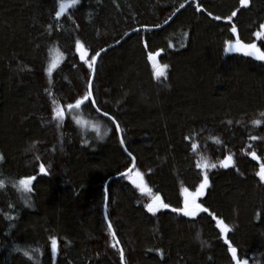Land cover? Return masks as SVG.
Listing matches in <instances>:
<instances>
[{
    "label": "trees",
    "instance_id": "16d2710c",
    "mask_svg": "<svg viewBox=\"0 0 264 264\" xmlns=\"http://www.w3.org/2000/svg\"><path fill=\"white\" fill-rule=\"evenodd\" d=\"M187 1L63 0L57 18L60 0H0V264H121V249L123 264H233L229 244L264 264V61L225 51L233 26L264 51V0ZM118 41L97 58L95 103L68 109ZM200 152L217 166L197 168ZM205 173L209 212L173 211ZM153 195L169 207L148 212Z\"/></svg>",
    "mask_w": 264,
    "mask_h": 264
},
{
    "label": "snow or ice",
    "instance_id": "6c2138e0",
    "mask_svg": "<svg viewBox=\"0 0 264 264\" xmlns=\"http://www.w3.org/2000/svg\"><path fill=\"white\" fill-rule=\"evenodd\" d=\"M75 2H76V0H72L73 4ZM240 2H241L242 5L247 6L249 0H240ZM68 6L69 5H66L63 2V0H60V2H59V10L56 11V13H55L56 17L59 18L65 12V10H66V8ZM181 7H183V5H181ZM236 15H237L236 12H232L231 16L227 17V19L231 20ZM216 19H219V17H216ZM157 27H159V25H157ZM259 28L261 30L257 31L255 33V35L257 37H264V23H261L259 25ZM232 32L233 33L236 32V27L235 26L232 27ZM76 46H77V49L79 50V48L81 47L80 41H76ZM225 51H229V52H231V51L243 52V53H245L248 56H255V58L257 60L264 61V51H260V49L257 48L256 44H254V43L242 44V43H240L239 40H237L235 46H233L230 42H228L227 46L225 48ZM148 58H149V60H153V61L155 60V57H153L151 54L149 55ZM92 59L95 60L96 57L93 56ZM153 67L155 69V71H154V76L155 77L158 78V77L164 76L166 74L167 65H164L163 67L158 68V67H156V65L154 63ZM89 68H92L91 64H89ZM47 71L51 72V68L47 69ZM90 86H91V79H89V90L85 92L83 97H81L79 99H76L74 105L73 104H69L67 106L68 109L79 108L81 105L85 104L86 102L90 103V104H94L95 103V101L92 100V98H91L92 97V92H91ZM53 103H55V101H53ZM63 115H64V113H63L62 110L54 109V117L55 118L62 117ZM261 115L264 116V113H261ZM253 123L259 124L260 121H258V120L257 121H253ZM116 130L117 131L120 130L118 125H117ZM106 134L107 133L105 132V135ZM253 139H255V138L253 137ZM121 143H123V140H121ZM193 147H195V145H193ZM129 155H131V153H129ZM219 163H220V166H222L224 168H228L229 165L232 163V157L231 156H226L224 158V160H221ZM196 166H197V168L202 167V165L200 163H197ZM216 166H217L216 164H210L209 165L207 163H205L203 165V167H205V168H215ZM39 171L41 173H45V167H44L43 164H40ZM140 175L141 174L139 172L136 173V177H140ZM259 176H260V179L262 181H264V165H262V171L259 173ZM32 179H33V177H31V176H29L27 178L20 179L18 181L19 187L24 189L25 191H30L29 184L32 181ZM2 183H3V181H0V184H2ZM133 183L136 184V186L138 188H140V190L142 192H149V194H151L150 190H148L144 186L142 180H141L140 183H137L136 180H133ZM208 186H209V179H208V175L205 173L204 176H203V179L201 180L199 186L196 188L195 191L189 192V190L187 188H182L181 189V194L184 196V207L183 208H178V209H173V211L182 212L183 215L187 216V217L196 216L197 213H208L209 209L207 207H202V205L200 203H197V198L205 196V190L208 188ZM152 200H153V203H149V204L146 205L147 210L150 213L154 214V213L157 212V210H158L157 205H159V208H168L169 207V205L167 203H163L161 201V197L159 195H153L152 196ZM217 226L220 228V231L222 233H226L229 230L228 226L223 221H219L217 223ZM108 229H109V232L112 233L113 237H115V233L112 232L111 223H109ZM51 243H52V254H53V256H55L56 248H57L56 239L52 238ZM113 247H115V245H113ZM228 251L231 253V258L235 262V264H247V262L245 260L237 258V249L235 247H232L231 244L228 245ZM24 255L28 256L29 253L25 252ZM120 259H121V264H123L124 253H123L122 249L120 250Z\"/></svg>",
    "mask_w": 264,
    "mask_h": 264
},
{
    "label": "water",
    "instance_id": "95a60500",
    "mask_svg": "<svg viewBox=\"0 0 264 264\" xmlns=\"http://www.w3.org/2000/svg\"><path fill=\"white\" fill-rule=\"evenodd\" d=\"M191 1H192V0H188L187 2H185V3L183 4V6L187 5V4L190 3ZM241 5H242V4H241ZM242 6H243V7H246V6H244V5H242ZM181 8H182V7H180L179 9H181ZM179 9H177V10L173 13V15L169 18V20H168L167 22H169V21L174 17V15L177 13V11H178ZM167 22H165L162 26H164ZM160 27H161V26H160ZM130 33H131V32H128L124 37L128 36ZM233 34H234V36H235V37H234V40H233V41H230V43H231L233 46H235L237 40H239L240 43L245 44V43H243L242 40L239 39V37H238V35H237L236 33H233ZM119 42H120V41L116 42L115 44H111V45H109V46H107V47H105V48H102L101 50H99V51L97 52V54L95 55L96 59L93 60V64H92V71H91V77H90V79H91V84H92V79H93V75H94L95 64H96V61H97V58H98L99 54H100L101 52L107 50L108 48H111V47L115 46V45L118 44ZM226 46H227V44L225 45V48H226ZM226 52H228V53H236V54H239V55H246V54L243 53V52H236V51H231V52L226 51ZM151 55H152L153 57L156 58V56H155L154 54H151ZM247 56H248V55H247ZM252 57H255V56H252ZM151 61H153V60H151ZM88 87H89V86H88ZM90 88H91V86H90ZM91 98H92V97H91ZM120 140H122L121 135H120ZM134 166H135V159H133V162H132L131 166H130L125 172L119 174L118 177L123 176V175H125V174H127V173H130V172L133 170ZM200 168H202V167H200ZM204 168H205V167H204ZM205 169H208V168H205ZM219 221H222V220H217V222H216L215 225H216V228L220 231V228L217 226V223H218ZM220 232H221V231H220ZM226 234H227V232H226V233H222V232H221V235H222L223 238L226 237ZM237 258H239V257L237 256ZM239 259H243V260H245V261L247 262V264H249L248 261H247L245 258H239ZM233 264H235L234 261H233Z\"/></svg>",
    "mask_w": 264,
    "mask_h": 264
},
{
    "label": "rangeland",
    "instance_id": "374dc122",
    "mask_svg": "<svg viewBox=\"0 0 264 264\" xmlns=\"http://www.w3.org/2000/svg\"><path fill=\"white\" fill-rule=\"evenodd\" d=\"M161 67H163V66H161ZM161 67H158V68H161ZM54 109H60V110H62L61 109V107H60V104H59V102L58 101H55V103H53V105H52V110H51V113H52V115H53V117H54ZM55 118V117H54ZM55 120L58 122V123H61V122H63L64 121V116H62V117H59V118H55ZM251 155V154H250ZM197 163H200L201 165H202V167H203V165L205 164V163H207V164H215V161L213 160V158L210 156V155H208L207 153H203V152H200V154L198 155V157H197ZM211 169V168H210ZM136 173L137 172H135L130 178H128V180L130 181V182H132L133 183V180H136V182L137 183H140V177H141V175H140V177H136ZM140 173V172H139ZM141 174V173H140ZM30 184H31V182H30ZM30 184H29V187H30ZM24 190V189H23ZM189 192H192V191H189ZM183 199H184V196H183ZM149 203H153V200L152 201H150V202H148V204ZM197 203H199V201H198V198H197ZM159 205H157V207H158ZM183 207H184V200H183ZM182 207V208H183Z\"/></svg>",
    "mask_w": 264,
    "mask_h": 264
},
{
    "label": "flooded vegetation",
    "instance_id": "af4514ba",
    "mask_svg": "<svg viewBox=\"0 0 264 264\" xmlns=\"http://www.w3.org/2000/svg\"><path fill=\"white\" fill-rule=\"evenodd\" d=\"M184 200V199H183ZM182 207H183V201H182Z\"/></svg>",
    "mask_w": 264,
    "mask_h": 264
},
{
    "label": "bare ground",
    "instance_id": "6f19581e",
    "mask_svg": "<svg viewBox=\"0 0 264 264\" xmlns=\"http://www.w3.org/2000/svg\"><path fill=\"white\" fill-rule=\"evenodd\" d=\"M242 6V5H241Z\"/></svg>",
    "mask_w": 264,
    "mask_h": 264
},
{
    "label": "clouds",
    "instance_id": "9594fccd",
    "mask_svg": "<svg viewBox=\"0 0 264 264\" xmlns=\"http://www.w3.org/2000/svg\"><path fill=\"white\" fill-rule=\"evenodd\" d=\"M102 139V138H101Z\"/></svg>",
    "mask_w": 264,
    "mask_h": 264
}]
</instances>
